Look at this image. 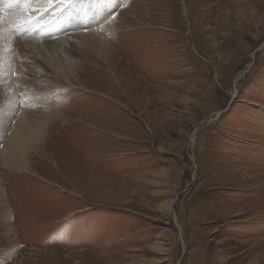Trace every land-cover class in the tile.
I'll list each match as a JSON object with an SVG mask.
<instances>
[{
  "label": "rangeland",
  "instance_id": "1",
  "mask_svg": "<svg viewBox=\"0 0 264 264\" xmlns=\"http://www.w3.org/2000/svg\"><path fill=\"white\" fill-rule=\"evenodd\" d=\"M5 1L0 264H264V0Z\"/></svg>",
  "mask_w": 264,
  "mask_h": 264
},
{
  "label": "bare ground",
  "instance_id": "2",
  "mask_svg": "<svg viewBox=\"0 0 264 264\" xmlns=\"http://www.w3.org/2000/svg\"><path fill=\"white\" fill-rule=\"evenodd\" d=\"M5 1V0H4ZM6 2V1H5ZM35 7V6H34ZM129 9V8H128ZM69 20H71V19H69ZM1 22V21H0ZM4 22V21H3ZM3 24V23H2ZM1 27L2 28H0V33H1V35H4V32H3V26L1 25ZM76 31V30H75ZM79 35V37L78 36H76V35H73V36H69V39H72V38H74V37H77V38H86V37H88L89 38V41H90V43L88 44V47H89V50L91 51V50H94L95 51V54H94V56H96V57H94L95 59H98V56H101V57H103V55H104V53H106V55L108 54V57L105 59V63H107V61H109V52H111L112 50H113V48H110L109 46H110V43H109V40L107 39V38H105V37H103V36H101V35H99V34H93V32H91V33H88V35H82V34H78ZM10 36V35H9ZM11 37V36H10ZM12 38V37H11ZM12 39H14V38H12ZM67 39H68V37H67ZM16 40V39H15ZM64 40H66V39H64ZM24 41V40H23ZM54 41V40H53ZM60 41V40H59ZM68 41V40H67ZM66 41V42H67ZM18 42H21V41H18ZM45 42V41H44ZM48 43V42H47ZM50 44L52 43V42H49ZM61 43H63V42H61ZM261 45V44H260ZM262 49V48H261ZM65 64V63H64ZM78 66V64L77 63H74V62H72V61H70L69 63H67V68H65L67 71H65V75H69L73 70H75L76 69V67ZM110 67V66H109ZM71 71V72H70ZM73 74H75L76 75V78H78L77 77V75H79V73L77 74V73H74V72H72V74L71 75H73ZM241 75V73H239L237 76H240ZM68 78V77H67ZM235 82V81H234ZM198 129H195V131L192 133V136H190L191 138H190V142L191 143H193L194 142V135H195V133H196V131H197ZM11 137H13V139L11 140V145H6L5 147H4V155H5V151H6V155H5V158H6V161H7V159L8 160H10V161H12V159L11 158H13L14 157V154H16V153H18L19 152V150H20V142H23L24 140H25V138H26V136L25 135H23V133H21V132H19L18 131V128L16 127V128H14L13 129V132H12V134H11V136L9 137L10 139H11Z\"/></svg>",
  "mask_w": 264,
  "mask_h": 264
},
{
  "label": "snow or ice",
  "instance_id": "3",
  "mask_svg": "<svg viewBox=\"0 0 264 264\" xmlns=\"http://www.w3.org/2000/svg\"><path fill=\"white\" fill-rule=\"evenodd\" d=\"M74 2L75 0H11V3H15L17 5H20V4L39 5V4L44 3V4H47L49 7H51L53 3H63L65 5V8L73 4ZM64 10H65L64 8H61V11H64ZM27 11L32 12V11H36V9L29 7ZM40 11H47V8L40 9ZM31 19H33V17H29L28 22H30ZM14 27H23V25H15ZM0 39H2V36H0Z\"/></svg>",
  "mask_w": 264,
  "mask_h": 264
}]
</instances>
